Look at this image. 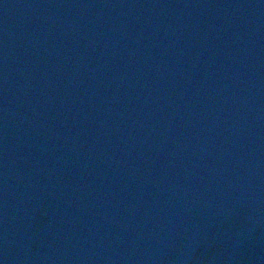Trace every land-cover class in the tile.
Returning a JSON list of instances; mask_svg holds the SVG:
<instances>
[{"label":"water","instance_id":"water-1","mask_svg":"<svg viewBox=\"0 0 264 264\" xmlns=\"http://www.w3.org/2000/svg\"><path fill=\"white\" fill-rule=\"evenodd\" d=\"M0 264H264V0H0Z\"/></svg>","mask_w":264,"mask_h":264}]
</instances>
